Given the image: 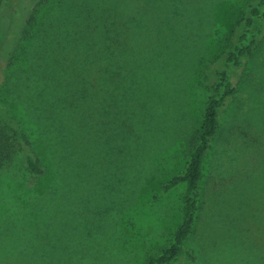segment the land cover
<instances>
[{"label": "rangeland", "instance_id": "rangeland-1", "mask_svg": "<svg viewBox=\"0 0 264 264\" xmlns=\"http://www.w3.org/2000/svg\"><path fill=\"white\" fill-rule=\"evenodd\" d=\"M56 1L46 18L55 16L63 30L70 8ZM127 1L134 12L133 19L126 18L129 26L134 20L144 28L140 34L129 28L121 35L131 48L127 65L87 68L89 84L101 87L98 110L92 113L97 120L86 126L92 133H82L85 123L74 119L82 113L85 120L76 91L85 89L87 66L76 76L80 65L67 60V65H46L47 59L37 53L33 63L41 35L27 60L15 53L3 97L18 118L33 126V148L52 168L45 176L33 175L18 151L0 171V264H59L56 257L73 254L76 218L85 217V264H145L173 238L184 185L165 193L162 188L185 167L207 98L205 73L219 66L212 59L250 0ZM71 2L72 9L85 6L82 0ZM31 3H4L5 28L15 32ZM258 24L263 32L254 54L231 71L239 94L222 113V127L207 159L201 208L187 244L195 260L183 253L171 264H264V20ZM10 57L0 46V67ZM56 78L64 85L62 96L68 90L77 98L78 106L72 97V106L63 107L69 112L68 129L76 136L80 131L77 137L65 135L67 128L59 130L45 109L53 110L41 87L54 86ZM102 109L106 112L100 116ZM77 169L85 172V214L73 203ZM53 175L64 182L58 193L49 186ZM42 182L46 188L41 192ZM29 207L38 209L35 219L20 227ZM32 255L40 263L32 262Z\"/></svg>", "mask_w": 264, "mask_h": 264}, {"label": "trees", "instance_id": "trees-1", "mask_svg": "<svg viewBox=\"0 0 264 264\" xmlns=\"http://www.w3.org/2000/svg\"><path fill=\"white\" fill-rule=\"evenodd\" d=\"M7 1L9 0H0V46H3L5 52L12 57L9 60L7 59V65L0 67L3 73V77L0 79L2 80L0 82V171L9 167L10 162L15 160L16 153L21 151L28 171L33 175L45 176L48 174V169L51 170L52 167L46 165L33 148L34 138L30 132L33 130V126L29 125L28 121L25 122L18 118L15 115L12 103L3 97L2 89L6 88L9 69L12 66L10 64L14 61L15 53L19 56L22 54L23 59L27 60L31 45L36 43L41 35L42 42L36 43V47L39 44L41 50L34 51L33 63L37 53L39 57L47 59L45 61L46 65H67V60L69 61L68 65H76L77 67L80 65V71L75 72L76 76L87 66L84 74L85 89L78 87V91H76L78 100L80 98L82 100L80 102L81 108L85 107V120L82 113L77 114L78 116L75 115L74 119L79 118L85 123V128L81 129L82 133L84 130L91 132L92 129H87L86 126L90 127V122L94 121L95 123L97 120V116L95 117L92 113L98 110L96 104L100 103L99 93L101 87L96 84H89L88 80L91 79V74L90 70L87 71V68L90 66L92 69H97V66L94 65H99V67L100 65H127V54L131 52V48L128 47L126 40L122 42L121 35L124 30L129 28L131 31L140 34L144 25L142 22L133 20V25L129 26L131 24L126 18L133 19L134 12L133 5L127 0H82V6L85 5L82 7V11L72 9L74 6L72 0H59L56 1L59 5H61V2H66L67 7L70 8L69 12L64 15L67 27L62 30V25L59 24V20L55 16L50 15L46 18L48 11L53 12L55 10V0H32L21 20V26L19 25L14 32V29L5 28L3 18H1L2 6ZM121 17L125 19H117ZM263 20L264 0H250L239 15L236 28L226 37L225 43L212 59V61L218 62L219 66L213 70L214 72L207 71L205 73L207 98L202 111L199 134L190 149L184 169L169 179L162 188V193H165L179 185H184L180 222L170 243L158 254L149 256L145 264H171L183 253H186L191 260H195L193 250L188 248L187 244L196 227L201 208L202 186L207 159L222 127V113L225 107L236 99L239 94V85L233 81L231 71L243 67L247 59L254 54L261 40L259 37L263 32V27L259 26L258 23ZM57 25L61 28L60 32L56 33ZM168 25L169 23L163 24L166 27ZM158 29H161V26ZM63 32L66 34L64 35ZM28 46L30 47L28 48ZM62 50H66L67 55H64ZM157 56L158 53L155 52L154 61H156ZM51 78L53 76L50 77V82L53 83ZM46 85L41 87V94L44 93L43 96L49 98L47 105H50L53 110L48 107H45V109L50 113L52 123L57 125L60 128L59 130L67 128V131L64 132L65 135H75L71 128L68 129L70 123L69 112L68 110L64 112L63 109L64 104L72 106L70 101L72 97L74 99L73 92L67 90L66 94L62 96L61 91L64 89V85L59 82L58 78H56L54 86H51L52 88H48ZM126 92L125 90V97L127 96ZM77 98L74 100L75 105L78 106ZM118 105L121 104L118 103ZM115 106V108L118 107ZM104 109L100 112V116L101 113L106 112ZM87 113L89 114L86 115ZM79 132H77V136L80 135ZM74 176L75 186L72 188V192L76 191L77 193L73 198V203H78L80 209H75L85 214V172L77 169ZM49 182H51L49 186L57 193L59 187L64 188V182L58 176H54L52 181ZM45 188H43L42 182L41 192ZM40 205H42V202ZM37 210L33 207L28 209V212L25 213L26 216L21 218L20 227L24 224L23 222L32 217L35 219V213L33 212ZM76 220L77 218L73 222L74 237L71 242L73 254L68 255V258L56 257L55 260L59 264H85V256H81L85 253V217L84 219H78L79 221ZM28 244L31 245L32 243ZM30 259L32 262L40 263L35 255H32Z\"/></svg>", "mask_w": 264, "mask_h": 264}]
</instances>
